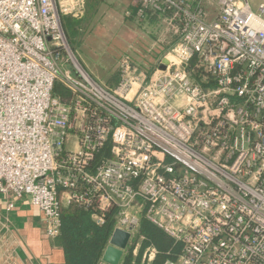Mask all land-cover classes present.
<instances>
[{"label":"built area","instance_id":"obj_1","mask_svg":"<svg viewBox=\"0 0 264 264\" xmlns=\"http://www.w3.org/2000/svg\"><path fill=\"white\" fill-rule=\"evenodd\" d=\"M138 2L140 14L167 15L174 44L150 72L124 59L109 88L63 29L85 0H0L8 210L27 197L55 238L76 203L130 232L134 254L144 217L181 245L164 264H264V4L257 14L248 0ZM155 255L148 247L142 263Z\"/></svg>","mask_w":264,"mask_h":264},{"label":"crops","instance_id":"obj_2","mask_svg":"<svg viewBox=\"0 0 264 264\" xmlns=\"http://www.w3.org/2000/svg\"><path fill=\"white\" fill-rule=\"evenodd\" d=\"M118 1L120 13L116 17L117 27L110 35L113 39L106 40V44L117 43V47L122 48H118L119 51L109 46L100 48L102 53L113 57L115 63L114 70L109 69L104 84L119 72L120 64L124 59H128L139 68V64L142 66L146 64L140 69L152 71L158 59L174 44V36L168 30L166 22L167 15L152 9L140 14L141 4L138 0ZM106 2L108 0L103 1L97 15L89 23L84 22L87 16L86 10L83 17H78L81 19V25L83 23L85 25L83 29L85 34L88 29L91 32L98 24L100 27L103 26L104 16L101 10ZM261 4L264 2H260L259 7ZM208 10L211 19L218 14L216 5L209 6ZM141 42L150 47L149 50L154 53L147 60L132 52V50L138 52V47H144L138 44ZM119 53H122V56H118ZM107 54H102L105 61L109 59ZM81 60L86 67L89 65L86 59L81 58ZM89 66L91 68V65ZM12 200L0 192V264H66L65 253L56 244V237H47L45 233V222L40 209L24 197L14 199V207L8 210V203Z\"/></svg>","mask_w":264,"mask_h":264},{"label":"trees","instance_id":"obj_3","mask_svg":"<svg viewBox=\"0 0 264 264\" xmlns=\"http://www.w3.org/2000/svg\"><path fill=\"white\" fill-rule=\"evenodd\" d=\"M103 1L85 0V23L93 20ZM62 25L68 44L75 53L82 42L85 25H81V19L75 16L62 17ZM119 80L120 73L116 72L105 85L112 88ZM55 92L62 96L68 95L62 82L56 83ZM61 215L62 225L56 244L63 249L66 264H99L111 237L114 221L108 220L100 225L92 218L90 211L76 203L63 207ZM138 235L143 236V240L137 254H134L135 246H132L125 253L122 264H143L142 258L148 247L156 249L151 264H164L168 258H176L181 250L180 244H176L171 236L144 217L141 219Z\"/></svg>","mask_w":264,"mask_h":264},{"label":"rangeland","instance_id":"obj_4","mask_svg":"<svg viewBox=\"0 0 264 264\" xmlns=\"http://www.w3.org/2000/svg\"><path fill=\"white\" fill-rule=\"evenodd\" d=\"M249 2L251 4L252 10L257 14L260 13L258 4L260 2H264V0H249ZM119 5L120 3L118 0H108V2H106V5H104L101 10L102 16H104L103 21H102L103 26L100 27V25L98 24L91 32L88 29L86 34L84 33L82 37V42L80 43V45L79 46L77 45L78 49L76 50L75 53L73 52L76 58L78 59V61L83 65V67L86 68L89 74L93 78L97 79L99 82L102 81L101 83L105 81L106 77L109 74V71L114 70L115 63L113 62L114 60H112L113 57L109 56L107 53H102L100 48L109 46V47H113L117 49L118 51H119L118 48H122L121 46L117 47V43H111V45L106 44V40L113 39L112 37H110V35L117 27L116 17L119 16V13H120ZM261 17L264 19V14H262ZM138 44L144 45L142 42ZM149 48L150 47L144 45V47L143 46L138 47L139 49L138 52H134L133 50L132 52L140 56L142 59L147 60L149 59V56L151 57L154 54L151 50H149ZM102 54L103 55L107 54L109 58L107 59L108 61H105L102 58L103 56ZM117 55L122 56V53H119ZM131 56H133L132 53H131ZM81 58L86 59L85 61L89 65H91L92 69L89 68L90 67L89 65L86 67L83 64ZM145 65L146 64L142 66L139 64L140 68H143ZM68 147L71 148L72 144H69ZM132 243H133V239L130 241L128 245V249L131 248Z\"/></svg>","mask_w":264,"mask_h":264},{"label":"water","instance_id":"obj_5","mask_svg":"<svg viewBox=\"0 0 264 264\" xmlns=\"http://www.w3.org/2000/svg\"><path fill=\"white\" fill-rule=\"evenodd\" d=\"M164 67L162 66V68ZM130 238V232L116 228L111 234L99 264H122Z\"/></svg>","mask_w":264,"mask_h":264}]
</instances>
